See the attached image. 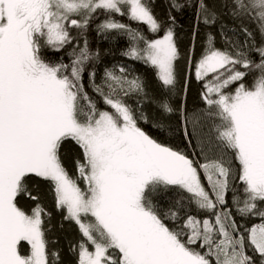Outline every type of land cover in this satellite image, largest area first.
Here are the masks:
<instances>
[{"label": "trees", "instance_id": "obj_1", "mask_svg": "<svg viewBox=\"0 0 264 264\" xmlns=\"http://www.w3.org/2000/svg\"><path fill=\"white\" fill-rule=\"evenodd\" d=\"M140 3L154 21V29L119 4L117 9L99 6L69 11L59 40L49 41L41 26L38 33L31 34L32 57L20 60L16 70L21 73L12 81L18 85L7 80L0 106V153L22 157L47 132L67 128L71 106L80 126L90 125L104 112L121 123L122 109L135 124L138 144L141 131L187 157L204 189L211 190L197 197L179 183H167L138 153L146 163L140 171L136 160L130 163L122 189L123 195L128 193V202L137 204L138 211L143 204L183 250L206 264H264V252L250 239L252 229L264 225V194L248 190L242 179L243 164L228 139L233 129L232 103L264 86V0ZM16 22H20L18 18ZM166 34H170L174 50L170 83L160 79L150 57V45ZM214 53L230 60L199 77L215 68L210 67L211 61L201 67ZM235 73L241 76L231 80ZM67 93L73 95L72 104L67 103ZM250 126L254 134L248 147L253 146V154L257 153L255 165L262 173L264 109L255 113ZM54 155L67 178L87 196L92 180L81 143L70 136L59 137ZM209 172L223 178V183L217 182L222 196L206 183ZM11 203L28 217L39 210L45 264H84L81 252L93 253L101 245V264H124L119 245L97 224L95 216L80 215L90 225L89 238L69 217L49 177L22 175ZM123 204L120 198L106 213L120 217ZM124 216L132 217L129 212ZM17 251L26 260L29 243L20 240Z\"/></svg>", "mask_w": 264, "mask_h": 264}, {"label": "rangeland", "instance_id": "obj_2", "mask_svg": "<svg viewBox=\"0 0 264 264\" xmlns=\"http://www.w3.org/2000/svg\"><path fill=\"white\" fill-rule=\"evenodd\" d=\"M119 4H125L133 18L146 23L150 29L155 28L154 21L140 0H0V106L7 93V80L10 78L12 83L16 74L21 73L16 70L17 64L20 60L27 61L25 57L30 59L32 57L34 36L31 37V34L38 33L41 29L39 26L45 29V37L49 41H56L61 38L64 15L69 11H77L80 7L92 10L99 6L117 9ZM16 13H18L17 17ZM16 18L20 21L18 24ZM33 19H35L34 26ZM20 28L23 31H19ZM29 28H32L31 32ZM12 39L15 42L10 43ZM150 46V57L153 64L157 65L160 79L164 83H170L171 60L174 53L170 34L157 39V42ZM229 60V57L221 53L211 54L203 61L201 67L211 61L213 64L210 67L215 68L201 71L203 73L198 76L203 77L213 72ZM13 65L14 69L10 71ZM240 76L241 74L235 73L230 79L235 80ZM66 100L68 104H72L73 95L67 93ZM257 109L259 112L264 109V86L246 92L241 99L232 103L230 117L233 129L228 139L243 164L242 179L246 182L248 190L252 193L264 194V172L260 173L255 165L258 155L253 154V146L248 147L250 135L254 134L250 122ZM121 111V123H117L108 112H104L90 125L80 126L73 117L71 106L70 123L67 128L47 132L24 154V161L17 166L15 173L3 182L1 194L4 199L0 201V231L4 236L5 258L11 264H45L46 262L45 242L40 236L39 210L28 217L16 211L11 203L18 181L26 173L46 176L54 181L59 202L66 207L69 217L79 223L88 238L91 237L90 225L84 224L80 215L95 216L97 224L103 226V231L119 245L124 255V264H206L198 258L199 256L183 250L173 237L163 230L157 218L142 206L143 204L138 211L137 204L131 205L128 202V193L122 194L130 163L133 159L136 160V169L140 171L146 160L139 158L138 152H134L138 145L137 130L135 124L126 116V111L122 109ZM62 136L75 138L85 149L92 180L91 192L87 196L67 178L56 163L54 148L56 140ZM129 153L131 156L128 155ZM206 171L205 169V173ZM206 175V183L215 194L222 196L223 193L217 187V182L223 183V178L210 172ZM178 183L197 197H204V194L211 192L210 189L208 192L204 189L197 171H194L190 165L185 167L183 178ZM120 198L125 203L120 207V217L116 213H106L116 206ZM124 212H129L132 217L124 216V218ZM250 239L259 251L264 252V225L253 228ZM20 240H25L30 245L29 257L26 260L22 259L23 261L16 248ZM102 250L101 245V247L97 246L93 253L82 251L81 262L101 264Z\"/></svg>", "mask_w": 264, "mask_h": 264}, {"label": "water", "instance_id": "obj_3", "mask_svg": "<svg viewBox=\"0 0 264 264\" xmlns=\"http://www.w3.org/2000/svg\"><path fill=\"white\" fill-rule=\"evenodd\" d=\"M140 142L152 167L169 184H178L190 159L178 152L158 144L147 134L139 132Z\"/></svg>", "mask_w": 264, "mask_h": 264}, {"label": "flooded vegetation", "instance_id": "obj_4", "mask_svg": "<svg viewBox=\"0 0 264 264\" xmlns=\"http://www.w3.org/2000/svg\"><path fill=\"white\" fill-rule=\"evenodd\" d=\"M12 69H14V65L12 66V68H10V71H12ZM138 145H139L138 148H136L134 152H138L139 154L141 153V155L144 156V158L149 161L141 144L139 143ZM2 154L0 153V201L4 199V196L1 194L2 193L1 190L3 191V187H2L3 182L7 181L15 173L17 166L24 161V155L20 157L21 155L16 156V155H6V154L2 155ZM14 247H15V244H14ZM16 248H17V245H16ZM4 251H5L4 236L0 231V264H11L5 258L6 254H4ZM21 261L23 260L21 259Z\"/></svg>", "mask_w": 264, "mask_h": 264}]
</instances>
